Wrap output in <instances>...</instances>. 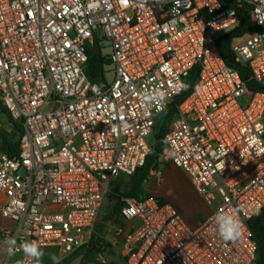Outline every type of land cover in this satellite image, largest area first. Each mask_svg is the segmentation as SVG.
Masks as SVG:
<instances>
[{
	"label": "built area",
	"instance_id": "built-area-1",
	"mask_svg": "<svg viewBox=\"0 0 264 264\" xmlns=\"http://www.w3.org/2000/svg\"><path fill=\"white\" fill-rule=\"evenodd\" d=\"M231 2L261 29L231 50L264 87V0ZM239 25L221 0H0V221L14 224L0 236L15 240L22 264L37 263L24 242L62 258L89 245L112 181L144 166L157 117L196 67L163 156L214 209L193 228L170 203L125 197L127 263L258 264L250 222L264 211V92L250 93L218 46ZM96 40L109 45L110 82L86 76ZM17 126L11 157L2 134ZM219 214L239 220L237 240L220 238Z\"/></svg>",
	"mask_w": 264,
	"mask_h": 264
},
{
	"label": "trees",
	"instance_id": "trees-1",
	"mask_svg": "<svg viewBox=\"0 0 264 264\" xmlns=\"http://www.w3.org/2000/svg\"><path fill=\"white\" fill-rule=\"evenodd\" d=\"M224 2L226 7L236 8L240 18L239 27L218 39V46L220 52L226 62V64L236 71L239 72L242 80L246 83L248 91L253 93L255 91H263L264 87L257 84L251 78V72L249 68L243 64H240L236 61L235 54L231 50V45L236 38L243 37L250 32H261V29L257 26L253 25L250 16V7L244 5L242 7L234 5L231 0H221ZM111 63L108 60L107 56L103 55L99 41L96 40L93 45L88 48V63L86 67V76L91 83H101L106 80V67L110 66ZM199 76V68H194L189 77L186 80L185 87L183 93L176 98L174 104L167 111L164 120L162 122L161 127L159 128L158 134L155 137V142L157 145L153 147L152 142H150L151 150L154 148V152L147 157L146 162L143 167L138 169L136 173L129 177L131 188L127 193L126 197L136 198L139 200L146 199L151 197V195H145L143 191V185L149 177L152 170L157 169L158 156L163 151V145L165 146V136L169 130V126L175 117L177 106L180 105L191 93L193 85L195 84L197 78ZM3 110V109H2ZM4 112V111H2ZM21 127L17 126L15 132L12 134L3 133V149L11 156H17L19 151L18 142L19 137L21 136ZM154 135V133H153ZM114 193H117L115 191ZM117 198L114 195H110L109 199ZM161 204L168 203L164 200H159ZM124 206V202L121 201L117 206H113L112 212L115 211L121 214V209ZM250 228L252 230L254 239L258 244V264H264V211L262 214L250 222ZM20 264V263H18Z\"/></svg>",
	"mask_w": 264,
	"mask_h": 264
},
{
	"label": "rangeland",
	"instance_id": "rangeland-1",
	"mask_svg": "<svg viewBox=\"0 0 264 264\" xmlns=\"http://www.w3.org/2000/svg\"><path fill=\"white\" fill-rule=\"evenodd\" d=\"M103 55L109 54V45L104 42L100 44ZM113 74L110 66L106 67V79L110 82ZM3 121H7V115H3ZM164 120V115H160L156 120V128L154 135H151L149 141L152 142L153 147L157 145L155 137L158 134L159 128ZM165 146L163 145V151L158 156V167L152 170L146 182L143 185V191L145 195L149 194L159 200L167 201L175 206L183 215L186 222L193 228H196L203 224L207 218L211 215L214 207H209L204 199L195 191L189 178L181 169L175 167L172 162L165 159L163 156ZM152 149V153L154 152ZM131 188L130 178L121 175L112 181L111 193L105 198V201L100 210L101 221L99 225H124L120 213L112 212L113 206H117L126 197ZM117 191V193H114ZM110 195H114L117 198L109 199ZM126 225V224H125ZM13 226V225H12ZM5 228V227H3ZM0 227V233L3 229ZM13 229V228H11ZM5 242L0 236V243ZM121 247V246H120ZM3 248L0 247V257L2 256ZM22 257H16L12 262L22 263Z\"/></svg>",
	"mask_w": 264,
	"mask_h": 264
},
{
	"label": "crops",
	"instance_id": "crops-1",
	"mask_svg": "<svg viewBox=\"0 0 264 264\" xmlns=\"http://www.w3.org/2000/svg\"><path fill=\"white\" fill-rule=\"evenodd\" d=\"M100 221L101 217H99V224ZM99 224L94 229V235L89 245L64 258H62L57 248L41 249L44 256L41 260H37L36 264H128L124 250V241L126 233L132 229L133 225L124 221V225ZM0 227L11 229L14 228V224L10 221H0ZM120 228L124 229L123 233L119 232ZM0 247L3 248L0 264H4L6 261L8 264H12L13 260L18 256L23 258V254L14 253L9 256L6 252V242L0 243ZM53 257L55 258L53 259ZM20 264L22 263L20 262Z\"/></svg>",
	"mask_w": 264,
	"mask_h": 264
},
{
	"label": "clouds",
	"instance_id": "clouds-1",
	"mask_svg": "<svg viewBox=\"0 0 264 264\" xmlns=\"http://www.w3.org/2000/svg\"><path fill=\"white\" fill-rule=\"evenodd\" d=\"M178 87H187L186 85H180ZM148 99L153 98V93H146ZM155 98L160 99V93H155ZM215 224L217 227L218 234L220 238L224 241H235L242 234V225L239 220L232 214H219L216 217ZM6 252L9 256L14 254L15 240L10 239L6 241ZM22 250L25 255L36 259L41 260L44 256V253L40 250L36 242H24L21 245ZM55 257H53L54 259Z\"/></svg>",
	"mask_w": 264,
	"mask_h": 264
}]
</instances>
